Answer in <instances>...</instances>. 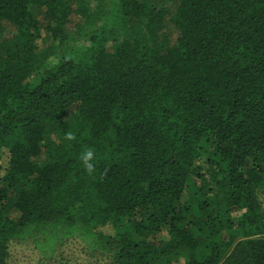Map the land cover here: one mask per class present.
<instances>
[{"label": "trees", "instance_id": "trees-1", "mask_svg": "<svg viewBox=\"0 0 264 264\" xmlns=\"http://www.w3.org/2000/svg\"><path fill=\"white\" fill-rule=\"evenodd\" d=\"M166 1L0 0V264H264V0Z\"/></svg>", "mask_w": 264, "mask_h": 264}, {"label": "rangeland", "instance_id": "rangeland-1", "mask_svg": "<svg viewBox=\"0 0 264 264\" xmlns=\"http://www.w3.org/2000/svg\"><path fill=\"white\" fill-rule=\"evenodd\" d=\"M175 0H169L163 2L162 5L170 9L172 12L175 6ZM170 34V42L173 43L174 36ZM172 34V35H171ZM41 48L46 47V42H40ZM7 157L4 153L0 163V175H3L7 168ZM105 234L112 235L111 227H104L102 230ZM158 240H166L167 233L163 230L160 235L157 236ZM67 263V264H107L106 255L98 253L90 254L87 253L85 247L79 242L70 240L65 242L63 245L58 247L55 251L54 256L51 259L44 260L42 256L35 250L33 244L29 241L20 243L12 242L9 248V258L7 264H56V263Z\"/></svg>", "mask_w": 264, "mask_h": 264}, {"label": "clouds", "instance_id": "clouds-1", "mask_svg": "<svg viewBox=\"0 0 264 264\" xmlns=\"http://www.w3.org/2000/svg\"><path fill=\"white\" fill-rule=\"evenodd\" d=\"M66 139L71 141L74 139L72 134H67ZM95 157V152L92 148H86L81 154L79 159L83 164L86 172L92 174L95 171V164L93 163Z\"/></svg>", "mask_w": 264, "mask_h": 264}]
</instances>
